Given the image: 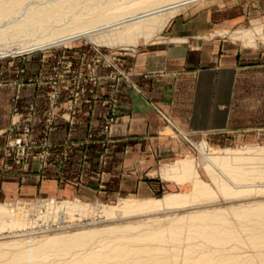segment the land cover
<instances>
[{
    "label": "rangeland",
    "instance_id": "rangeland-1",
    "mask_svg": "<svg viewBox=\"0 0 264 264\" xmlns=\"http://www.w3.org/2000/svg\"><path fill=\"white\" fill-rule=\"evenodd\" d=\"M173 16L166 27L163 29L156 28V32L150 35V38L144 35H142L143 37L139 36L134 47L104 46L84 37H76L74 40L63 42L59 46L0 59V107H6L0 110V123L6 124L3 129H0V184L2 180L10 178L11 181L18 182L20 188L28 187V190L36 189L37 191L39 181L48 180V178L54 179L59 186L68 184L74 187L86 181H93L98 186L104 185L101 178L109 150L108 140L116 123V116L113 113L117 102L115 99L117 90L115 81L117 77H121L122 73L125 72L122 67L121 56L123 54L139 53L154 46L166 47L171 44L173 39L186 38V43H175L188 45L189 49L198 50L206 48L207 44V46L212 44L215 47L219 46V50H228V45H234L236 49H241L247 54L246 60L248 63L254 61L255 55H259V58H261V54L263 55L261 60L264 63V45L260 39L254 38V45L249 47L245 45L244 47L240 40L230 37L232 32H238L237 29L248 32L255 24L264 25V18H262L264 16V0H204L184 10H179ZM232 18L236 19L227 22L228 19L231 20ZM174 20L181 22L177 30L169 28L170 23ZM228 33L230 35H227ZM29 38H23L27 42L18 39L14 41L15 45L12 41V43H9L12 45L8 47L13 48L19 43L16 46L18 47L23 43L25 44V42L28 43L29 40L31 42L35 39ZM108 80H110L107 89L108 110L101 115L100 128L98 129V126H96V130L87 132L86 136L84 134L79 138L69 135L71 134L69 131L65 133L66 135L60 134V140H58L56 138L58 128L62 124L69 127L75 126L78 122L74 121L72 113L77 111L81 103L92 107V98L100 86L99 84ZM87 94L91 96V99L83 98ZM2 102H5V104H1ZM252 106L255 108L253 111L257 112V103ZM157 112L165 120V134L169 135L166 130L171 129L174 132L170 131L169 136L180 137L173 129L175 126L168 120L169 118L162 115L163 113L160 110ZM109 122H111V127L106 133L104 127ZM17 140H19V146L16 143ZM190 140L192 146L202 142L193 138H190ZM203 141L206 142L207 140ZM206 144L211 145L212 148H221H213L216 151L258 148L264 147V137L257 135L236 142L232 139L222 140L215 146L210 144L209 141ZM245 145L252 146L244 147ZM189 148L191 154L186 158L191 159L193 162L192 177L195 181H199L202 186L207 185L208 188L212 189L215 192L213 197L201 199V202L191 206L175 207V209L167 211L159 210V212L141 216H119L107 220L98 215V217L92 218V215L80 216L76 214L75 218L69 219L71 222L66 224L65 227H56L52 220L49 222V219L58 213L57 210L55 212L50 208L55 204L62 207L70 205L69 202H73L71 204L89 209L96 207V205L112 208L120 199H136L143 202L159 201L166 196L175 194L190 197L194 192V182L192 180L180 183L175 178L169 176L168 179L175 180L171 181L162 178L160 175L161 169L168 167L171 169V166L178 161H175V159L181 158L183 155L177 154L171 158L158 157L151 167L142 166L139 173H137V182L141 183V187L152 183L154 185L152 189L143 187V189L136 192L127 191L112 195L99 194L96 198L84 200L75 199L74 196L73 198H57L51 195H40L37 192L36 195L18 194L17 196L14 194V197L0 199V222L2 223H0V243L19 242V240L37 241L45 237L50 238L51 236L74 234L87 230H102L113 226L133 225L141 226L140 229L149 225L160 227L177 217L188 215L194 211L222 208L229 210L230 208L236 209L239 206H253L257 203H264V192L250 195L247 193V196L241 194V197L236 195L237 198L235 199L222 195L212 183L214 177H210L209 171L211 172L212 169V173L218 176L221 173L225 174L224 170L216 165L210 166V169L208 167L204 168L205 164L209 163L207 158L199 150L197 151L196 147ZM22 149L23 151H21ZM86 149L89 151H86ZM88 152L93 154L90 161ZM181 160H184V158ZM241 162L250 164L249 170L252 173L260 175L262 172L263 176L262 174L260 176L254 175L248 183L243 184L244 187L239 185L240 183L234 184L233 182L230 186L239 185L246 188L248 184L249 186L254 185L255 187L264 188V160L257 158L251 160L248 157ZM253 164L255 165L253 166ZM89 172L92 173L91 176H89ZM86 174L89 178H85ZM225 175L222 178L228 181V177ZM254 179H257V181ZM145 183L147 185H144ZM128 185H131V182H128ZM52 201H54V204H50ZM18 207H24L27 220H39L36 222L33 231L24 232L22 230L21 233L18 232L15 236V234H7L11 232L10 228H12V222L10 223L12 217L8 214V209ZM43 226L45 227L43 228ZM240 251L252 255L248 250Z\"/></svg>",
    "mask_w": 264,
    "mask_h": 264
},
{
    "label": "bare ground",
    "instance_id": "bare-ground-1",
    "mask_svg": "<svg viewBox=\"0 0 264 264\" xmlns=\"http://www.w3.org/2000/svg\"><path fill=\"white\" fill-rule=\"evenodd\" d=\"M200 1L204 0H0V59L59 46L76 37L104 46L134 47L139 36L150 38L156 28L166 27L179 10ZM231 34L230 37L240 40L244 47L254 45V38L260 39L264 45V25L255 24L248 32ZM29 37L35 39L26 43L23 38ZM18 39L25 40V44L21 42L16 47L17 42L15 47H8ZM172 42L186 43L187 39L176 38ZM175 132L182 135L180 131ZM196 146L209 162L204 168L216 165L224 170L226 175L218 174L220 177L215 176L212 169L209 171L210 177H214L212 183L222 195L235 199L236 195L264 192V188L254 185L247 184L243 188V184L262 172L254 174L249 170L250 164L241 162L248 157L264 160V147L219 152L205 142ZM193 169V162L187 159L162 171L163 175L180 183L192 180L194 192L190 197L175 194L159 201L143 202L120 199L112 208L96 205L89 209L71 204L73 202L62 207L55 204L50 208L58 213L49 222L52 220L56 227H65L76 214L92 215V218L98 215L107 220L141 216L191 206L213 197L215 192L212 189L192 177ZM224 175L228 181L222 178ZM231 182L243 187H231ZM8 214L12 217V228L7 234L15 236L22 230L33 231L39 220H27L24 207L8 209ZM140 228L113 226L37 241L3 242L0 243V264H264V203L229 210L194 211L164 226ZM240 250H248L252 255Z\"/></svg>",
    "mask_w": 264,
    "mask_h": 264
},
{
    "label": "crops",
    "instance_id": "crops-1",
    "mask_svg": "<svg viewBox=\"0 0 264 264\" xmlns=\"http://www.w3.org/2000/svg\"><path fill=\"white\" fill-rule=\"evenodd\" d=\"M179 24L181 22L174 20L169 28L177 30ZM239 30L242 29L236 31L241 32ZM207 45L198 50L171 42L166 47L154 46L121 56L125 72L115 81L117 102L113 113L116 123L108 140L109 150L101 178L104 185L86 181L74 187L68 184L59 186L54 179L48 178L39 181L37 191L20 188L18 182L6 178L0 184V199L14 197V194L36 195L37 192L84 200L96 198L99 194L136 192L143 187L152 189V183L141 187L137 182L140 167H151L158 157L171 158L177 154L183 156L175 161L187 160L191 154L189 147H196L198 151L196 145L199 144L192 146L190 138L201 140L200 143L207 140L215 146L222 140L236 142L257 135L264 137L263 55L261 58L255 55L254 61L248 63L247 54L234 45H228V50H219L214 44ZM109 81L99 84L92 98V107L81 103L72 113V118L78 122L75 126L62 124L58 128V140L60 134L66 135L69 131V135L79 138L96 130V126L100 128L101 115L108 110ZM83 98L91 99V96L87 94ZM255 103L257 112L253 111ZM4 108L1 106L0 110ZM156 110L169 118L175 129L182 133L180 137L169 136L170 131L174 132L171 129L166 130L169 135L165 134V120ZM5 125L0 123V129ZM92 158L93 154L89 153V161ZM169 168L161 169L160 175L175 181L162 173ZM91 174L89 172V176ZM85 178H89L88 174Z\"/></svg>",
    "mask_w": 264,
    "mask_h": 264
},
{
    "label": "built area",
    "instance_id": "built-area-1",
    "mask_svg": "<svg viewBox=\"0 0 264 264\" xmlns=\"http://www.w3.org/2000/svg\"><path fill=\"white\" fill-rule=\"evenodd\" d=\"M110 127H111V122H109V123H106V125H105V127H104V132H108L109 130H110ZM173 129H175V127L173 128ZM176 130V129H175ZM176 131H178V130H176ZM17 145L19 146V140H17ZM21 151H23V149L21 150Z\"/></svg>",
    "mask_w": 264,
    "mask_h": 264
}]
</instances>
